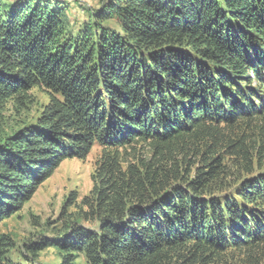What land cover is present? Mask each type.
<instances>
[{
  "label": "trees",
  "instance_id": "16d2710c",
  "mask_svg": "<svg viewBox=\"0 0 264 264\" xmlns=\"http://www.w3.org/2000/svg\"><path fill=\"white\" fill-rule=\"evenodd\" d=\"M0 0V223L67 159L93 188L0 264H264V0ZM53 264V263H52Z\"/></svg>",
  "mask_w": 264,
  "mask_h": 264
},
{
  "label": "rangeland",
  "instance_id": "374dc122",
  "mask_svg": "<svg viewBox=\"0 0 264 264\" xmlns=\"http://www.w3.org/2000/svg\"><path fill=\"white\" fill-rule=\"evenodd\" d=\"M73 25L81 23L87 11L101 7L102 0H67ZM34 103L29 109H16L12 104L0 109V141L18 131L24 123L36 118L48 98L41 92L34 91ZM101 148L95 147L85 159H67L54 174L43 182L30 200L10 218L0 223V235H9L18 246L44 230V225L54 224L64 206L67 197L76 192L80 198L88 195L93 188V173ZM60 251L52 248L40 253L43 264H57ZM78 264H86L84 257Z\"/></svg>",
  "mask_w": 264,
  "mask_h": 264
}]
</instances>
